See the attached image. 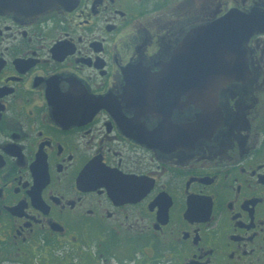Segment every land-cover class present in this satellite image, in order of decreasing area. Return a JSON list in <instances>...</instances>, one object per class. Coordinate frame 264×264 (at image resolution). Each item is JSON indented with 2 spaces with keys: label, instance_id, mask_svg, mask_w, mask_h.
<instances>
[{
  "label": "flooded vegetation",
  "instance_id": "obj_1",
  "mask_svg": "<svg viewBox=\"0 0 264 264\" xmlns=\"http://www.w3.org/2000/svg\"><path fill=\"white\" fill-rule=\"evenodd\" d=\"M0 264H264V0H0Z\"/></svg>",
  "mask_w": 264,
  "mask_h": 264
},
{
  "label": "water",
  "instance_id": "obj_2",
  "mask_svg": "<svg viewBox=\"0 0 264 264\" xmlns=\"http://www.w3.org/2000/svg\"><path fill=\"white\" fill-rule=\"evenodd\" d=\"M247 28H250V29H246L247 31L245 32V28H243L242 26H240L239 28H233L232 31H231V34H232V42H233V38L234 37H237V36H241V42L244 41V37L247 39V37H249L250 33L254 30V26H250ZM200 69H203L205 71V73L208 72L206 66L207 64H205V67L204 66H200L198 65ZM230 69V76H229V81L230 80H234V79H239V74L242 73V66L238 63H231L230 65H225L224 67V70L225 71H228ZM210 80V79H209ZM209 80H203V81H199V84H202V87H203V90L205 92L206 88H207V91L205 93V97H202L200 100H208V97H211L209 94H208V83H209ZM218 81V80H217ZM217 81H215L214 83V88H216V83ZM226 82V79L224 80ZM203 96V95H202Z\"/></svg>",
  "mask_w": 264,
  "mask_h": 264
}]
</instances>
